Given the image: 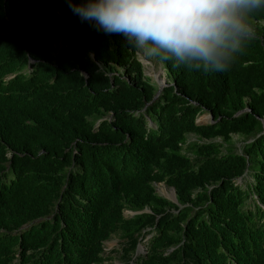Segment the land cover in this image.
<instances>
[{"label":"trees","instance_id":"16d2710c","mask_svg":"<svg viewBox=\"0 0 264 264\" xmlns=\"http://www.w3.org/2000/svg\"><path fill=\"white\" fill-rule=\"evenodd\" d=\"M262 22L228 71L161 63L154 97L127 39L69 0H0V264H102L113 234L148 236L134 264H264Z\"/></svg>","mask_w":264,"mask_h":264},{"label":"clouds","instance_id":"9594fccd","mask_svg":"<svg viewBox=\"0 0 264 264\" xmlns=\"http://www.w3.org/2000/svg\"><path fill=\"white\" fill-rule=\"evenodd\" d=\"M69 3L82 21H94L105 32L123 35L144 62H172L204 73L228 71L254 38L252 17L264 13V0Z\"/></svg>","mask_w":264,"mask_h":264},{"label":"rangeland","instance_id":"374dc122","mask_svg":"<svg viewBox=\"0 0 264 264\" xmlns=\"http://www.w3.org/2000/svg\"><path fill=\"white\" fill-rule=\"evenodd\" d=\"M135 57L141 63L144 76L148 79L149 83L155 86L156 91L158 88L157 83L161 81V79H164L162 84H166V85L169 84V80L166 77L165 70L161 65V63H153V64L146 63L140 59L136 51H135ZM198 117H197L198 119L197 121L199 122L202 117H205L202 122H207L209 118L205 113H202ZM194 139L195 137L192 134H189L187 136L188 141H192ZM243 140H244L243 137L237 134H232L230 137V141L235 148L236 147L238 148L241 145V143L245 141ZM215 141L221 142L220 138H216ZM152 186L157 195H160L165 199L171 201L172 203L176 204L172 200L174 191H172V189L169 186L165 185L163 182L153 183ZM129 215L130 213L127 210H123V216L126 217ZM146 232H147V228L143 229L142 238L146 235ZM147 237L148 236L144 237L143 240L138 241L135 245L134 250L132 251L130 250L126 252L125 250H123V246H124V244L122 243L123 239L118 234L111 235L110 238H108L106 241L103 242V256L105 257V259L102 262V264H134L132 263V261L138 258L139 255H143L146 252L145 242L147 240Z\"/></svg>","mask_w":264,"mask_h":264},{"label":"water","instance_id":"95a60500","mask_svg":"<svg viewBox=\"0 0 264 264\" xmlns=\"http://www.w3.org/2000/svg\"><path fill=\"white\" fill-rule=\"evenodd\" d=\"M163 80L164 79H161V81H159L158 83H157V91L155 92V95H154V97H156L157 95H158V93H159V91H160V88L162 87V86H165L166 84H162L163 83ZM207 116L209 117L208 119L210 120L211 119V115H209V114H207ZM198 119H196V121H197ZM197 122H199V121H197ZM264 132V131H263ZM171 189H172V191H174V189L172 188V187H170ZM175 203H176V199H175V193H174V195H173V199H172ZM144 211H149V210H144ZM134 213H138V212H132V214H134Z\"/></svg>","mask_w":264,"mask_h":264},{"label":"bare ground","instance_id":"6f19581e","mask_svg":"<svg viewBox=\"0 0 264 264\" xmlns=\"http://www.w3.org/2000/svg\"><path fill=\"white\" fill-rule=\"evenodd\" d=\"M156 76H157V75H156ZM204 118H205V117H202V118L200 119V121L202 122V121L204 120Z\"/></svg>","mask_w":264,"mask_h":264}]
</instances>
